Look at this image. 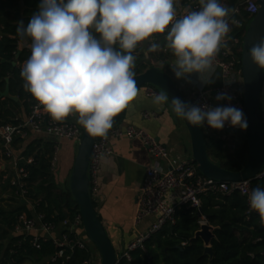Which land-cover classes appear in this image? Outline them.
<instances>
[{"label":"clouds","instance_id":"obj_1","mask_svg":"<svg viewBox=\"0 0 264 264\" xmlns=\"http://www.w3.org/2000/svg\"><path fill=\"white\" fill-rule=\"evenodd\" d=\"M199 3V10L177 19L174 0H39L27 25L23 20L17 24V34L31 52L20 70L24 90L38 102L36 109L42 106L52 120L76 113L90 137H106L114 117L139 93L133 51L154 34L167 32L177 79L195 73L202 83L213 82L202 77H210L222 38L231 31L233 10L220 0ZM159 48L151 43L149 51ZM248 56L264 71V36L252 44ZM215 99L232 97L219 92ZM153 103L168 104L177 118L193 127H248L243 110L230 104L195 105L170 99L165 92L154 94ZM247 199L264 224V188H253Z\"/></svg>","mask_w":264,"mask_h":264},{"label":"trees","instance_id":"obj_2","mask_svg":"<svg viewBox=\"0 0 264 264\" xmlns=\"http://www.w3.org/2000/svg\"><path fill=\"white\" fill-rule=\"evenodd\" d=\"M179 8L200 9L199 0H176ZM244 0H220V3L232 9L229 32L231 38H238L235 50L241 54L243 36L253 18L242 5ZM39 0H0V120L3 123L18 124L30 115L32 107L38 102L23 87L20 76L21 65L30 56L28 46H20L17 34L18 21L27 25L31 15L38 10ZM239 7V12L234 11ZM238 21V25L231 20ZM167 32L154 34L156 43L167 48ZM118 48V45L116 46ZM137 44L133 51L135 74L152 67L146 54ZM164 59L174 58L168 48ZM9 86V96L1 94ZM18 98V100L15 99ZM126 108L113 119L112 128L122 123ZM71 118V116H69ZM207 140L210 158L231 171H240L244 167L249 153L248 136L234 151H225L221 143ZM24 138L17 136L11 143L12 149L18 150ZM58 142L52 137H39L30 142L23 151L18 168L26 173L25 196H21L18 185L12 184L16 174L0 171V264H81L91 257V250L60 246L45 237L37 240L30 234H14L23 215L31 218L37 214L56 226L66 218L73 219L79 213V205L73 199L67 184L60 187L54 173V159L57 156ZM11 160L5 143L0 140V157ZM264 188V178L254 180L251 188ZM25 200V202H23ZM30 204L34 207L33 210ZM206 221L215 228V237L211 241L214 256L205 253L202 238L196 237L201 230V222ZM75 238L74 233H70ZM145 250L131 252L129 260L123 254L119 264H264V224L259 214L249 212L246 196L239 191L230 194L209 193L202 198L200 208L179 206L173 222H167L162 229L145 241ZM63 251V255L58 253Z\"/></svg>","mask_w":264,"mask_h":264},{"label":"built area","instance_id":"obj_3","mask_svg":"<svg viewBox=\"0 0 264 264\" xmlns=\"http://www.w3.org/2000/svg\"><path fill=\"white\" fill-rule=\"evenodd\" d=\"M242 5L253 16L259 9L258 0H244ZM195 6L181 10L178 2L174 0L177 19L190 11H196ZM234 12H239V7ZM231 39L233 42L229 44L227 43L229 39L224 40L222 38L221 47L215 57L213 69L209 77L211 78L214 74L219 73L221 82L214 86L204 83L189 102L195 105L207 104L212 107L228 106L230 104L238 109H242L246 117L241 54H239L238 50H235V45L239 43V39ZM24 46H27V43ZM17 65H21L22 67L23 63L17 62ZM147 86L148 95L157 94V88L152 85ZM219 92H227L232 97L231 101H217L215 97ZM36 105L32 107L30 115L21 119L18 124L3 123L0 120V140L5 143L9 155H13L11 147L13 140L17 136H21L22 138L27 137L30 131L37 134L49 135L59 140L70 139L79 141L81 139L83 126L77 123L78 115L76 113L70 115L71 118L67 117L63 121H54L43 111L42 106L36 109ZM154 115V112L146 111L144 113L146 118L153 117ZM262 122L264 124V89L262 92ZM201 128L208 140L216 139L220 133L237 134L238 136L240 134L243 136L247 135V129L233 128L228 124H225L222 130L212 129L207 124ZM123 135L141 138L154 159V162L146 170L145 178L140 188L135 223L140 224L149 217H154L155 220L149 229L141 233L123 253V256L129 260L132 259V251L138 248L145 250V241L153 234L159 232L167 222L174 221L175 212L179 206L200 208L203 196L209 193L230 194L233 191H239L242 195L248 197V193L252 190V180L227 182L206 177L200 172L198 165L192 158L172 156L169 148L145 129L127 125L111 128L106 137H98L93 147L89 168L93 194L99 187L98 178L102 161L106 156L113 153L110 137H120ZM56 161L57 156L54 159V165ZM24 177H26V173H24L23 169L18 168L16 176L12 179V184L18 185L20 189L19 193L23 197L26 194ZM262 178H264V169L260 172L258 179ZM251 211L253 210L249 207V212ZM204 222L206 221H202L201 224ZM57 229H61L59 235L55 233ZM15 231L20 232L18 234L33 235L36 240L41 237L52 239L58 245L69 246L72 249L78 247L90 250L88 243H92L84 230L80 212L73 219L66 218L58 226L46 222L44 216L41 214L35 213L31 218L23 215ZM39 231H42L43 234L41 235ZM70 233H74L76 237L71 238ZM80 234H83L87 242L81 238L82 235ZM58 255L62 256L63 251H60ZM100 262L101 255L91 252V257L83 260L81 264H100Z\"/></svg>","mask_w":264,"mask_h":264},{"label":"crops","instance_id":"obj_4","mask_svg":"<svg viewBox=\"0 0 264 264\" xmlns=\"http://www.w3.org/2000/svg\"><path fill=\"white\" fill-rule=\"evenodd\" d=\"M228 34L223 38L224 40L230 39ZM151 38L154 37L152 36ZM18 44L24 46L26 42L22 41L20 38ZM202 78L207 80L209 76ZM210 79L213 81L208 83L210 86L217 85L221 82L219 73L214 74ZM203 85L204 83L200 81L198 75L195 73L189 74L186 78H182L180 82L181 89L186 88L187 92L191 93V98ZM147 89V85L138 88L139 93L137 97L126 107L124 119L118 126L124 127L133 125L136 128L145 129L167 146L172 156L190 158V156L183 154V150H185L187 146L185 147L186 141L184 140V132L179 129V118L176 119L174 117L168 104H154V95H148ZM156 92L157 94L161 93L158 89ZM146 111L154 112L155 115L146 118L144 116ZM229 135L231 134L220 133L216 139L212 140L218 141L224 145H229V143H227V139L230 138ZM234 135L236 136L235 143H238L232 145L238 148L244 141L245 136ZM48 136L49 135L37 134L30 131L27 137L24 138L25 141L21 144V147L18 150L12 149L13 155L11 160H6L2 156L0 157V171L17 174L18 162L23 158L22 154L27 145L36 138H46ZM56 140L61 144V149L58 145L54 173L58 185L60 187H65L66 179L71 173L75 159L76 142L70 139ZM110 145L113 149V153L106 156L102 161L98 178L99 187L96 192H94L93 197L99 216L107 228L118 255L121 256L127 247L135 241L141 233L149 229L155 220L154 217H149L140 224L135 223L140 188L145 178L146 170L154 162V159L146 148L143 140L138 137H129L127 135L120 137L111 136ZM232 145L230 146L232 147ZM236 148L234 147V149ZM59 150L61 151L60 157ZM63 156L67 158V162L59 178L56 173L59 168H57V164L59 159L61 160ZM23 202H25V200H23ZM30 207L33 210L34 207L31 204ZM33 212L35 214L34 210ZM60 231L61 229H57L55 231L56 235H59L61 233ZM18 233L20 232L14 231L13 235ZM39 233L41 235L43 234L42 231H39Z\"/></svg>","mask_w":264,"mask_h":264},{"label":"water","instance_id":"obj_5","mask_svg":"<svg viewBox=\"0 0 264 264\" xmlns=\"http://www.w3.org/2000/svg\"><path fill=\"white\" fill-rule=\"evenodd\" d=\"M258 4L259 9L246 28L241 48L249 147L248 158L242 170L231 171L214 162L209 156L207 140L202 128L193 127L183 120L190 134L193 161L198 165L202 174L219 181H254L259 178L260 172L264 169V124L262 122L264 71L259 70L248 56V49L253 43L258 42L260 37L264 36V0H258ZM135 79L138 88L152 85L168 94L170 99L179 97L182 101L188 102L179 84L160 66H152L142 73L135 74ZM8 95L9 86L1 96L6 97ZM15 99L18 100L16 97ZM173 115L178 119L174 113ZM97 139L98 137H90L83 128L68 185L73 199L79 205L86 235L95 244L101 255L100 264H119L121 256L118 255L107 228L99 216L91 189L89 168L92 150ZM214 230L213 226L204 222L201 224V230L196 234V237H200L204 241L205 253L211 258L214 256V249L211 245V241L215 237Z\"/></svg>","mask_w":264,"mask_h":264},{"label":"rangeland","instance_id":"obj_6","mask_svg":"<svg viewBox=\"0 0 264 264\" xmlns=\"http://www.w3.org/2000/svg\"><path fill=\"white\" fill-rule=\"evenodd\" d=\"M155 40H156L155 38L149 37L147 40L139 42L141 50L138 51L136 54H141V53L146 54V59H147V61H148V63L150 65L160 66L161 68H163L167 73H169L175 79V81L180 86L181 79H177L175 77V75H174V73L172 71V68H171V66L175 62V57L174 58H168L166 60L162 57V54L166 53V51L168 50V47L163 49V47L160 46L158 51H155V52L149 51L151 43H156ZM161 92H163V91H161ZM182 92H183L185 98L187 99V101L189 102L191 100V93H188L186 88H182ZM76 115H78V114H76ZM178 122H179V129H181L184 132V137H185L184 140L186 141L185 147L187 146L186 149L183 150V154H185L187 156H190V158H192V147H191V142H190L191 141L190 134L188 132V129H187L183 119L179 118ZM229 136H230V138L227 139V143H229V145L221 144V146L223 147V149L225 151L234 152L237 148L234 149L235 146H233L232 144L236 145L238 142L235 143L236 136L234 134H231ZM189 139H190V141H189ZM75 142H76V145H75V156H76L80 140L79 141H75ZM58 145L60 146V149H61V144L58 143ZM230 145H232V147ZM60 156H61V151L59 150V157ZM66 162H67V158L64 157V156L62 157L61 160L59 159V162L57 164V168L58 167L59 168H58V170L56 172L57 176L59 178H60V176L63 173L64 166H65ZM69 177H70V174L68 175V177L66 179V182H65L66 185L69 183ZM81 238L87 242V240L83 237V235L81 236ZM88 247L91 250V252H95L96 254L99 253L98 249L96 248V246H95V244L93 242L92 243H88Z\"/></svg>","mask_w":264,"mask_h":264},{"label":"flooded vegetation","instance_id":"obj_7","mask_svg":"<svg viewBox=\"0 0 264 264\" xmlns=\"http://www.w3.org/2000/svg\"><path fill=\"white\" fill-rule=\"evenodd\" d=\"M18 66V65H17ZM9 96V95H8ZM7 97V96H6ZM2 98H5V97H2Z\"/></svg>","mask_w":264,"mask_h":264}]
</instances>
